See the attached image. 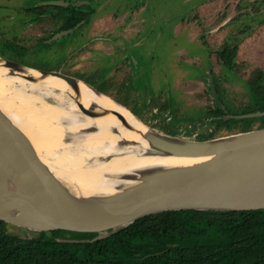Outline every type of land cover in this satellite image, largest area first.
<instances>
[{"label": "rangeland", "instance_id": "rangeland-1", "mask_svg": "<svg viewBox=\"0 0 264 264\" xmlns=\"http://www.w3.org/2000/svg\"><path fill=\"white\" fill-rule=\"evenodd\" d=\"M50 1L63 0H0L1 58L83 81L137 113L147 131L150 127L193 142L238 134L223 130L203 140L207 122L191 120L206 117L215 105L210 72L232 116L251 108L248 82L256 70L264 71V0H92L96 12L90 21L46 48L40 43L66 31L64 23L55 17L36 19L37 11L30 10ZM5 42L18 51H6ZM224 45L238 46L234 71L217 53L224 52ZM50 93L44 97L48 105L88 118L67 94ZM39 146L52 154L58 151L42 141ZM73 150L92 164L119 154H97L88 146ZM5 223L8 233L23 238L41 233Z\"/></svg>", "mask_w": 264, "mask_h": 264}, {"label": "water", "instance_id": "water-1", "mask_svg": "<svg viewBox=\"0 0 264 264\" xmlns=\"http://www.w3.org/2000/svg\"><path fill=\"white\" fill-rule=\"evenodd\" d=\"M44 5L67 6L68 3L50 1ZM75 29L57 34L52 41ZM4 61L11 71L29 68ZM35 70L73 86L79 82L60 72ZM209 81L214 103L223 109L211 72ZM78 106L92 117L82 104ZM261 116L264 112L229 118ZM145 140L146 155L212 160L182 170L147 172L141 176L140 185L112 197L87 202L75 197L59 171L41 158L39 150L46 151L39 144L37 147L0 108V172L13 176L21 190L0 193V221L38 232L66 231L82 237L84 242H93L115 235L141 219L167 212L264 210V128L193 142L148 127ZM13 209L17 210L16 215L9 213Z\"/></svg>", "mask_w": 264, "mask_h": 264}, {"label": "trees", "instance_id": "trees-1", "mask_svg": "<svg viewBox=\"0 0 264 264\" xmlns=\"http://www.w3.org/2000/svg\"><path fill=\"white\" fill-rule=\"evenodd\" d=\"M63 1L68 5L40 6L30 11H37L36 19L62 20L65 30L78 25L81 28L96 12L92 0ZM49 40L40 45L50 48L58 42ZM3 48L18 51L9 42ZM223 48L224 52L217 51L221 63L234 71L238 46ZM213 76L221 95L219 82ZM248 86L253 103L242 114L264 112V71L256 70ZM222 103L223 109L213 105L206 117L191 120L208 124L209 132L200 139H212L223 130L234 134L264 128V116L229 118L230 106L223 99ZM5 226L0 221V264H264V210L167 212L141 219L115 235L93 242L60 230L23 238L8 233Z\"/></svg>", "mask_w": 264, "mask_h": 264}, {"label": "bare ground", "instance_id": "bare-ground-1", "mask_svg": "<svg viewBox=\"0 0 264 264\" xmlns=\"http://www.w3.org/2000/svg\"><path fill=\"white\" fill-rule=\"evenodd\" d=\"M4 60L0 57L1 110L37 147L39 141L57 147L58 151L53 154L38 148L40 156L59 171L80 200L93 202L123 193L140 185L141 176L147 172L182 170L212 160L144 155L147 130L127 108L104 97L83 81L79 80L73 86L31 68L11 71L5 67ZM49 92L58 96L67 94L90 111L92 117L80 119L69 110L48 105L44 97ZM119 141H127L130 145L121 146ZM82 146L92 148L97 154L116 151L119 154L110 161L92 164L81 153L74 155L76 150L73 149ZM10 190L21 191L13 176L0 172V193ZM9 213L16 215L17 210Z\"/></svg>", "mask_w": 264, "mask_h": 264}, {"label": "flooded vegetation", "instance_id": "flooded-vegetation-1", "mask_svg": "<svg viewBox=\"0 0 264 264\" xmlns=\"http://www.w3.org/2000/svg\"><path fill=\"white\" fill-rule=\"evenodd\" d=\"M56 40H58V41H59V39H56ZM50 41H52V40H50Z\"/></svg>", "mask_w": 264, "mask_h": 264}]
</instances>
